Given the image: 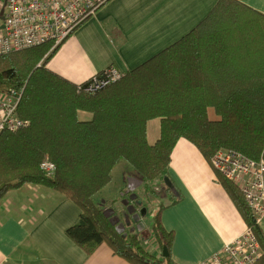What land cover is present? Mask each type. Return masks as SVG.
Here are the masks:
<instances>
[{
  "label": "trees",
  "instance_id": "16d2710c",
  "mask_svg": "<svg viewBox=\"0 0 264 264\" xmlns=\"http://www.w3.org/2000/svg\"><path fill=\"white\" fill-rule=\"evenodd\" d=\"M51 48L48 43L0 56V95L20 91L17 117L28 123L0 134V202L25 185L44 187L79 208L65 235L86 255L104 244L129 264H175L173 233L160 221L162 205L151 217L149 237L140 238L112 224L97 197L121 163L147 191L163 184L180 139L209 164L220 150L264 159V16L236 0H218L187 35L95 94L46 68L59 46ZM151 121L159 122L153 145L147 141ZM45 160L55 165L52 177L39 170ZM216 177L259 244L255 264H264V233L239 189Z\"/></svg>",
  "mask_w": 264,
  "mask_h": 264
},
{
  "label": "crops",
  "instance_id": "0c3cea01",
  "mask_svg": "<svg viewBox=\"0 0 264 264\" xmlns=\"http://www.w3.org/2000/svg\"><path fill=\"white\" fill-rule=\"evenodd\" d=\"M236 1L264 16V0ZM217 2L108 0L59 46L46 68L75 86L109 67L125 74L187 35ZM79 118L89 120L90 116L79 114ZM158 139L159 122H148V143L153 145ZM120 180L118 192L111 182L97 201L113 222L120 224L125 221L121 207L106 206V199L128 200L139 218L130 215L120 229L143 232L142 238H147L150 222L147 211L141 214V181L126 171ZM168 181L173 191L168 188L169 194H165L160 221L173 233L170 252L175 264H200L246 230L216 172L186 140L180 139L173 148ZM171 194L176 197L173 204ZM79 215L71 201L44 187L25 185L8 192L0 202V264H129L104 244L88 256L69 240L65 232L77 223ZM146 242L154 253L152 240Z\"/></svg>",
  "mask_w": 264,
  "mask_h": 264
},
{
  "label": "built area",
  "instance_id": "2783aa9c",
  "mask_svg": "<svg viewBox=\"0 0 264 264\" xmlns=\"http://www.w3.org/2000/svg\"><path fill=\"white\" fill-rule=\"evenodd\" d=\"M107 1L0 0V56L48 43L52 44L51 50L57 48ZM122 75L109 67L84 84L77 85L78 91L95 94L118 81ZM20 99L21 92L14 89L0 95V134L16 132L27 126L26 121L17 117ZM210 165L239 189L254 224L264 233V159L253 161L237 152L220 150L214 154ZM39 170L52 177L55 165L45 160L39 165ZM258 258L259 244L253 233L246 229L200 264H255Z\"/></svg>",
  "mask_w": 264,
  "mask_h": 264
},
{
  "label": "rangeland",
  "instance_id": "374dc122",
  "mask_svg": "<svg viewBox=\"0 0 264 264\" xmlns=\"http://www.w3.org/2000/svg\"><path fill=\"white\" fill-rule=\"evenodd\" d=\"M0 18H2V12L0 14ZM75 32V30H74ZM73 32V33H74ZM72 33V34H73ZM70 34V36L72 35ZM69 36V37H70ZM67 40V39H66ZM65 40V41H66ZM64 41V42H65ZM63 42V43H64ZM251 160V159H250ZM254 161V160H253ZM130 172L134 175L137 176L136 172L132 171L131 169H129L124 163H121L115 170L113 173V182L111 183V188L118 192V188L121 185L120 183V179H121V174H123L124 172ZM164 187H167L165 181L163 182V184L161 183H155L154 185H150L148 186L149 190L147 191L146 189H144V187L142 186V188L140 189V191L138 192V197L140 202L142 203V208L147 211L146 213V220H148V222H150V215L154 214L157 209L160 207V205H162L164 202H166V197H165V193H164ZM106 206L110 207L112 204L115 205V208H120V204L123 200H117L114 201L113 199H106ZM121 211L123 213L127 212L126 207H121ZM115 217L118 219V213H116ZM152 220V219H151ZM125 221H123L122 223H120L119 225L124 224ZM115 223V222H114ZM136 229V228H135ZM141 233V237H143V232H139ZM138 233V234H139ZM140 237V238H141Z\"/></svg>",
  "mask_w": 264,
  "mask_h": 264
},
{
  "label": "water",
  "instance_id": "95a60500",
  "mask_svg": "<svg viewBox=\"0 0 264 264\" xmlns=\"http://www.w3.org/2000/svg\"><path fill=\"white\" fill-rule=\"evenodd\" d=\"M1 19H2V18H1ZM164 181H165V183H166V185H167V188H169L170 190L173 191V187L171 186V184H170V182L167 180V178H165ZM128 203H129L128 200H124V201L121 202V204H120V206H119V207H126L127 212H125V213L122 212V213H121V214L123 215V218L125 219V222H127V220L129 219L130 215H134L136 218H139V215H138V214H134V213H133V210H134L133 206L131 207L132 209L130 210V205H129ZM143 211H144V209H142L141 214H143ZM105 216H106V217H110V215H109L108 213H105ZM110 221H111L112 224H114V222H113V220H112V217L110 218ZM117 227H118V228H124L123 225H118ZM161 255H162V257H164V258L167 257V251H166L165 248L162 249Z\"/></svg>",
  "mask_w": 264,
  "mask_h": 264
},
{
  "label": "bare ground",
  "instance_id": "6f19581e",
  "mask_svg": "<svg viewBox=\"0 0 264 264\" xmlns=\"http://www.w3.org/2000/svg\"><path fill=\"white\" fill-rule=\"evenodd\" d=\"M146 246V245H145ZM147 247V246H146Z\"/></svg>",
  "mask_w": 264,
  "mask_h": 264
}]
</instances>
